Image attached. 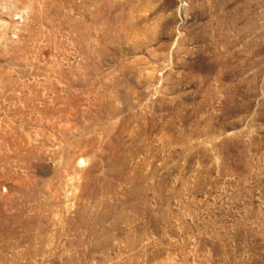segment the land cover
Instances as JSON below:
<instances>
[{
  "label": "rangeland",
  "instance_id": "rangeland-1",
  "mask_svg": "<svg viewBox=\"0 0 264 264\" xmlns=\"http://www.w3.org/2000/svg\"><path fill=\"white\" fill-rule=\"evenodd\" d=\"M0 264H264V0H0Z\"/></svg>",
  "mask_w": 264,
  "mask_h": 264
}]
</instances>
